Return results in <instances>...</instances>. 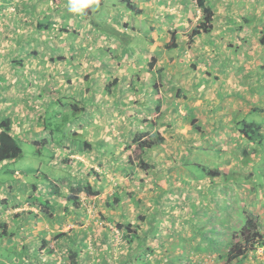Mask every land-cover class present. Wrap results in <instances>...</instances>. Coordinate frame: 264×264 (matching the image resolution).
Wrapping results in <instances>:
<instances>
[{
  "label": "crops",
  "instance_id": "obj_1",
  "mask_svg": "<svg viewBox=\"0 0 264 264\" xmlns=\"http://www.w3.org/2000/svg\"><path fill=\"white\" fill-rule=\"evenodd\" d=\"M24 0H0V119L4 117H9L13 120V133L16 136L27 138L31 141L37 140L36 138H32L30 135H32L33 131L35 133H39V129H42L41 123H46V112H49L50 109L54 106V104H57L59 101L58 98L60 96L52 97L53 99L49 100L50 102L46 103L42 100L45 98L42 97V95H32L29 94L25 89L26 86H22L24 89H22V94L20 95L17 89L18 84H20V81H27L30 78L35 79H41V77L46 76V71H43L42 69L37 70L36 68H31V64L41 65L42 63H45L44 58L47 56L46 53V45L49 44V50L52 48L60 49L62 47H68L70 44L68 34L65 33V37L63 39H60L59 42H64L60 45H56L55 39L53 38L51 34L48 33V31L45 30H39L38 25L39 22L45 20L47 17L50 16V20L54 22V26L60 25L59 23H66L68 21L67 18L74 19V24L69 25L68 27L71 28L74 25H78L77 23H85V17L81 19V10L79 11H71L70 7L72 5V0H67L68 3H66L64 0H60L61 3L59 4L57 1V5H54L53 2L49 4L48 10L41 8V5L36 6L37 0L33 3L25 2ZM113 7L111 11L107 12V15L105 16L108 20L113 21L112 24L115 28L125 31H130L132 35L137 36L139 34V38L141 40H144L141 36L146 35L149 33V35H152L153 32H167L168 38H170V41L172 40V33L176 32V39L178 37L177 31L180 29L186 28L188 25L186 23V17L190 15V11L188 13H185L184 10L178 9L177 13H175L174 18L172 17L173 23H167L168 17L172 16L169 12L171 10H175V5L171 6L170 8H167L168 4H171V1H178V0H130L131 3L133 2L136 7H139L142 9L143 12H140L137 14V16H134V13L127 10V8H122V5L118 3V1L121 0H114ZM93 0L88 4L89 6H92ZM168 3V4H167ZM53 4V6H51ZM87 5V6H88ZM10 7H14L16 10L15 12H12L10 10ZM150 9V11H149ZM33 10V11H31ZM156 13L160 15L159 17H153L152 19L145 14ZM254 15H256L255 11H252ZM30 16L33 17V19H29V23H27L26 18H29ZM257 17L262 18V14L260 16L257 14ZM59 18V19H58ZM80 18V19H79ZM117 18V19H116ZM259 18V19H260ZM77 21V23H76ZM235 21V20H234ZM217 19L214 20V28L215 35H211V38H214L217 42L218 39L221 40L222 34L216 33L220 30H225L226 28H231L230 32L228 33V38L231 37L233 44L235 37L232 35L235 31H237V37L240 36L241 38H246L250 41H253L250 39L251 37H254L255 34L258 31H262L264 24L255 23V22H249L245 18L243 20L236 22H229L227 23L223 28L219 27V25L216 24ZM26 24V26L24 25ZM82 25V28L79 26H76V28L83 34L84 32L90 31V30H97V29H90L84 28L86 25ZM121 25V27H120ZM196 24L192 25L190 28L195 27ZM87 29V30H84ZM30 30L27 33L26 31ZM53 30V29H52ZM219 30V31H218ZM26 32V33H25ZM43 33V34H42ZM260 34V33H258ZM42 35V37H41ZM48 35V37H47ZM106 35V34H103ZM44 36V40H43ZM101 36V35H100ZM221 36V37H219ZM96 37V36H95ZM153 37V36H151ZM200 36H195V42L196 38ZM47 38V39H46ZM50 38V39H48ZM158 38V37H157ZM161 39V37L159 36ZM258 38V36H255V39ZM140 39H137L138 41L142 42ZM46 40V41H45ZM49 40V41H48ZM99 43L96 44L99 46H104L107 44V37H100ZM236 41V40H235ZM160 42V41H159ZM157 39L154 37L150 40V48L154 46V43H156V47L161 46V42L159 44ZM163 42V41H162ZM221 42H224L221 40ZM257 40H255L252 43V48H258L259 43H256ZM74 43V42H73ZM163 43H167L164 42ZM236 44V43H235ZM245 44V43H242ZM116 47H123L126 45L123 44H115ZM178 45V44H177ZM205 45V44H204ZM255 45V46H253ZM41 46L42 51H38L37 47ZM109 47V45H105ZM78 47V46H77ZM228 48H232L228 47ZM9 49H13L12 51L9 50L7 53L6 51ZM31 49H34L39 54H35L31 52ZM204 50V48L199 47V51ZM225 50V48L223 49ZM11 51V52H10ZM216 51L218 52L217 57L218 59H212L209 58L208 55H204V53H201L199 59L203 60L196 63L198 66H196L197 69H195L194 72H197V75L194 77V84L193 88L198 87L199 89H213L214 97H211L209 100L213 99L214 106L212 108L205 107H199L196 105V103L192 104H185V99L183 97L177 98L174 96L172 99H169L167 96V100L163 104V111L161 108L162 113H164L163 122L166 125H170V128H177V125L179 124L176 122V116L178 114L182 115L184 114L183 111H188L189 114L185 118H191L195 115H199L200 117H208L212 122H215V128H213V131L215 132V135H211L210 137H198L197 134H191L193 137L190 140H195L202 144L203 148L208 147L210 142H214L216 138H222L224 139V143L227 142V138L231 135L232 136V122L233 120V114L235 113L234 110L237 111V118L241 117L240 114L244 112H251L254 107H257L260 105L258 102L254 104V97L257 98V95L260 93V84L258 83L256 85H250L246 82H237L236 84H228L227 82L225 84L221 83V79H227L226 76V68L230 66L231 63V57L232 53H228L227 51L224 52L221 49V46L219 48H216ZM5 52V53H3ZM21 53H27L26 55L22 56ZM80 52V51H79ZM205 52V51H204ZM222 52V53H221ZM32 53V54H28ZM220 53L223 55V61H220ZM51 57L48 61L51 63H62L64 62L65 65L68 67L65 71H58L53 70L49 71L47 77L48 78H59L60 73L63 77L71 79L72 76L76 75L77 79H81L84 83H81L84 89H82V93L74 94L71 92V94L66 95L67 99L65 101H68L69 98L75 97L76 100L80 101L81 106L85 107V111L82 116L76 118L75 120L69 121V127H72L70 129V132L77 133V135H81L83 137L82 140H78L73 135L68 136V134L64 137L62 141H57V138H53L49 142L45 144V146H50L52 153L50 162L55 163L54 161L58 162L62 158L63 160L67 159L68 157H75L77 160L74 161L73 165H77L78 163L81 164V168L83 170H86V175L84 173L80 174L76 172L70 171L71 174H73L74 182L73 185H76L79 181H84V183H90L96 191H105L106 189H111L112 187H115L116 185L119 186V189L115 188L113 190L114 199L105 197L104 194H102V197L106 198L104 200H98L92 199L94 196H90L87 203L83 202L84 204L81 205L80 202L73 203V201H69L68 196L70 194L67 193L64 195L65 200H63V203H58L57 205V195L54 194L55 189H52L48 191L46 188H43V182L38 183L39 184V192L45 197V198H51L52 202L54 204L53 208H51L50 213L51 214H43L41 207L35 203V200H31V196L33 194V191H31V187L33 188V185L36 183H28L26 178H22V182L25 185V192L26 194H22L20 191L22 189L23 184H18V181H13L15 184H11V181L5 180L6 182L3 183V180H0V222L1 223H7L10 219V213L11 211H18L14 215L16 217L17 223L20 226V229H22V236L26 238L25 245L32 246L31 250L33 255L35 256L33 260V264H63L67 261V251L68 249H75L79 253V264H189L193 262L192 259H194V256H197L200 253L210 251L211 247H208L207 250H203V244L199 246L200 250H195L193 248H188L189 250L182 249L181 251L176 250L177 244L180 242L177 241V243L174 245L172 244L170 246V242L167 241L169 237V233L165 230V228H169L170 220L169 218L166 219L165 223H167V226L164 227L165 223L162 225L161 228L157 229L152 228L150 225V228H148V231H145L146 229H143L140 231V227L138 226L142 220V218H138L139 214H144L145 217V223H150L152 221V224L160 223L161 218L164 217V211L166 202V197H168L169 194L167 192V188L163 186L164 189H162L160 192L165 191V195H160L157 199V196L154 195V197L151 196V198L147 199V196L140 195L138 193L140 190L136 189L137 187L132 185V181L134 182L135 175L140 172H145L144 170L138 168L135 170V166H131L128 162L129 160V154L131 148H130V141L134 137V131L131 128L133 125L132 121H135V119L145 118V120L142 123V126L140 127V130L149 131L151 130L149 128V114H144L143 111L147 108L149 109V103L141 101V97H138V93L141 92L136 80V85L132 88H126L122 85L124 80H128V85L133 84V75L130 73V66L129 64L122 62H116L109 65H105V60L98 61L97 59H90L93 57H86V59H83L80 55L78 57L70 59L68 58L64 53L63 55L66 56L65 60H56L55 54L50 53ZM229 54V55H227ZM19 55V59H15L14 56ZM122 56V54H121ZM23 58L22 63L19 64L20 58ZM81 57V58H80ZM228 59V61H227ZM86 60V61H84ZM98 61V62H97ZM92 62V63H91ZM122 62V63H121ZM259 59H253L251 63L253 64V68L255 69L260 65H258ZM91 63V64H89ZM119 65L117 67L119 69V72H117L115 75L112 74L113 70H115V66ZM208 65V66H207ZM80 66L78 70H76V67ZM112 66V67H111ZM201 66V67H200ZM203 66V67H202ZM69 67L71 69H69ZM123 67H126L127 69L123 71ZM149 67V66H148ZM41 68V67H40ZM113 68V69H112ZM16 70H19V73L16 72ZM225 71L224 73H222ZM248 71V69H247ZM60 72V73H59ZM123 72V73H122ZM214 74V77H211L209 74ZM233 73L232 67L229 69L228 74L231 75ZM20 74V75H18ZM96 74L95 77L93 75ZM146 74V73H145ZM125 75V76H124ZM88 76L87 79H85ZM217 76L218 78H215ZM62 78V77H61ZM115 78L119 79V82L117 85L113 86L110 90L111 91H104L105 85L113 81ZM202 78H207L205 82H202ZM12 80L10 82L9 80ZM20 80L19 83H16V80ZM97 81H101L100 83ZM6 82V83H5ZM264 82V80L261 81V84ZM22 84V83H21ZM23 85V84H22ZM89 85H91V89H89ZM5 86V87H4ZM137 88V89H136ZM180 89V88H179ZM177 89V92L179 91ZM189 92V90L185 89ZM176 92V95H177ZM187 92V93H188ZM208 92V91H206ZM153 96H155V92L152 91ZM189 95V93H188ZM133 96V98H132ZM190 97V96H189ZM72 99V98H71ZM251 99V105L247 107L249 100ZM31 101L30 103L28 101ZM64 101V102H65ZM257 101V100H256ZM111 102V103H109ZM172 102V107H170V103ZM212 102V101H211ZM210 102V103H211ZM35 103V104H34ZM42 103L45 104V106L42 105ZM175 106V104H177ZM253 103V105H252ZM157 104V103H156ZM155 104V105H156ZM232 106V107H231ZM261 107H264V105H260ZM200 109H199V108ZM235 107L234 110L232 108ZM251 109H250V108ZM29 111V113L27 112ZM69 106L65 105L64 111H68ZM37 115L34 114V112H37ZM139 111V113H138ZM40 112V113H39ZM56 112V111H54ZM199 112V113H197ZM30 115L33 116V119L35 121V124H33L31 119V122L28 124V128L24 126V123L28 118H30ZM143 115V117H142ZM204 119V118H203ZM209 119H204L203 122L208 120L207 124L210 123ZM192 122L189 120V123ZM27 123V122H26ZM25 123V124H26ZM161 123V122H160ZM192 124V123H191ZM186 125V124H185ZM182 127V125L180 124ZM189 126L194 129V125L192 126L189 124ZM45 127V126H44ZM16 128H21L20 132L15 131ZM113 128V130L111 129ZM48 131V129H47ZM216 136V138H215ZM230 136V144H233ZM77 137V136H76ZM129 137V140L127 139ZM118 139V140H117ZM125 139V143H124ZM167 139V138H166ZM199 139V140H198ZM238 138L237 140H239ZM121 140V141H119ZM128 140V142H127ZM186 140V139H185ZM194 142V141H192ZM116 144L117 145V158L121 161L120 165L118 166V162L113 160V163L109 164V167L107 168L104 164V160H106L105 155L100 156L96 153V149L99 148L102 149L105 152V148L109 144ZM243 145H246L247 142L242 143ZM219 147V146H218ZM218 147H214L216 151H219L221 149H218ZM235 150L243 149V147H237L236 144L234 145ZM179 149V147H177ZM109 151V149L107 148ZM195 151H197L196 148H194ZM77 151V152H73ZM72 153V154H70ZM121 153L120 155H118ZM77 154V155H73ZM176 157V156H175ZM182 157V154L179 155L177 158V163L174 166V171H172L169 168L170 175L176 176L177 169L181 164L180 158ZM58 160V161H57ZM79 160H82V162H79ZM9 163V161L0 162V165H6ZM86 164V165H85ZM154 164V163H153ZM69 169L72 167V165L67 164ZM104 165V166H103ZM88 167H94L95 170L99 173L104 175L102 178V181L95 180V178H91L89 175V172H87ZM155 166V165H154ZM106 167L107 169H114V171H111V174L106 172L104 169ZM61 168H66L65 165H62ZM73 168V167H72ZM81 169V170H82ZM159 169H151V173L149 174V177H152V173L156 172V176H153V180L156 183H159L157 180V177L159 174H162L163 171H158ZM158 171V172H157ZM101 172V173H100ZM105 172V173H104ZM222 172V171H221ZM22 171H14V174L17 178V180H20V177H22ZM107 173V177H106ZM113 173V174H112ZM39 172L36 173V177H38ZM146 174V173H145ZM46 175V174H45ZM138 176V174H137ZM177 176L180 177V174ZM183 176V174H182ZM49 178V177H48ZM208 179V181H206ZM210 177H205V181L199 180V179H193L192 178V184L190 187H195L196 191L202 193L204 192H210L212 190L213 192L219 193L220 191L224 192L226 189V186L222 183L219 187L215 186L214 188L216 190H213L210 188L212 186L210 184ZM49 181H54L58 183L57 179H47ZM59 180V179H58ZM174 182V181H173ZM231 183L229 185L228 193L233 192L234 184L232 181H229ZM243 183H246L244 180ZM67 184V183H66ZM63 184V185H66ZM106 184H112V186L107 187ZM161 184V182H160ZM176 183L175 188H182L183 186L177 185ZM200 184V187H198ZM162 185V184H161ZM167 185V183L165 184ZM148 186V185H145ZM65 187V186H64ZM150 187V186H148ZM60 188H62L60 186ZM162 188V187H161ZM203 189V190H202ZM127 191L128 196L130 197L128 200H122V193L123 191ZM185 190V189H184ZM191 191V189H189ZM186 191V190H185ZM240 193H245V195H248L250 197V191L246 190L244 188H241ZM23 195L24 199L22 200L21 196ZM80 194H77V197L79 198ZM17 198V202H15L12 197ZM95 197H98L96 195ZM115 197H120L121 200H115ZM142 201H141V199ZM12 199V202L10 203ZM190 200H194L193 198H189ZM196 200V199H195ZM188 204V203H187ZM57 205V206H56ZM60 205V206H59ZM189 205V204H188ZM59 210L57 211L56 207ZM84 206V207H83ZM86 206V207H85ZM14 207V208H13ZM93 207H99L100 211L103 213V216L101 219V215H96L94 217H91L90 213L93 210ZM144 208H157L156 211L149 212ZM167 207V206H166ZM137 208V210H136ZM141 208V210L139 209ZM168 208V207H167ZM12 209V210H10ZM64 209V210H63ZM134 209V210H133ZM63 210V211H62ZM144 210V211H143ZM2 211H5L4 214ZM149 212V215L147 214ZM168 210H166V213ZM47 213V212H46ZM151 213V214H150ZM228 215H230L229 220L233 219V212L230 209L227 211ZM99 214V212H98ZM147 214V215H146ZM216 217L219 218L218 215ZM101 223V226L99 228V222ZM110 223H108V222ZM179 221V220H178ZM186 221V220H185ZM184 221V224H185ZM137 223L132 229H136L138 227V235L139 239H137L138 243L141 245V247L144 246L142 249H135L132 250L130 248L122 249L123 251L118 252H110L111 249L110 246H113V243L109 240V237L111 236V228L115 227L113 224L115 223ZM13 223H16V221H13ZM95 223V225H94ZM26 224V227L23 225ZM104 224L109 225V227L106 226L104 228ZM164 227V228H163ZM99 228V229H98ZM110 228V229H108ZM228 230L225 233H218V235H221V239H216L215 243L212 246V253L211 255H207L206 253H203L205 256L208 257H200L199 260L197 259L196 264H226V254L230 247V242L233 235V229H229L230 227L227 226ZM98 229V232H101L99 235L101 239L104 240V243H102V247H98L97 249H93L91 246H87L91 244L92 240V234L93 232L96 233V230ZM113 229V230H114ZM171 229V227H170ZM90 230H93L91 233ZM118 231V230H116ZM55 233L54 237V248L45 247L44 249H41V242L42 240L49 241V238L53 233ZM123 232V230H122ZM147 232V236L145 239V236H143V233ZM62 233H67V235L60 237ZM124 234V232H123ZM225 234V235H224ZM153 235V236H151ZM217 235V236H218ZM57 236V237H56ZM219 237V236H218ZM98 238V237H97ZM177 239L179 240L178 236ZM225 241V242H224ZM50 242V241H49ZM145 242V243H144ZM167 242V243H166ZM149 243V245H148ZM25 248L24 243H22ZM106 244V245H105ZM112 244V245H110ZM187 248V246H185ZM148 249V250H145ZM22 250V251H24ZM51 250V254L48 252ZM253 252L255 249H252ZM30 251V249H29ZM21 254V253H20ZM29 256L27 259L30 262V254L25 253ZM22 255V254H21ZM115 256L116 260H111L109 256ZM147 258H144L146 257ZM149 256V257H148ZM47 257V258H46ZM194 257V258H192ZM196 257V258H197ZM213 257V258H211ZM41 258V261L38 259ZM45 258V261L43 262L42 259ZM192 258V259H191ZM187 259V260H186ZM189 260V261H188ZM42 262V263H41ZM195 264V263H193Z\"/></svg>",
  "mask_w": 264,
  "mask_h": 264
},
{
  "label": "rangeland",
  "instance_id": "obj_2",
  "mask_svg": "<svg viewBox=\"0 0 264 264\" xmlns=\"http://www.w3.org/2000/svg\"><path fill=\"white\" fill-rule=\"evenodd\" d=\"M57 1L59 4L61 3L60 0H37L36 6L41 5L43 11L44 9L46 11L50 3L53 2L54 5H57ZM64 1L68 3L67 0ZM194 1L195 0H178V1H171V4L167 3L168 4V6H166L167 8H170L171 6H173V4L175 5V10H171L169 12L172 16H169L167 18L168 19L167 23H173L172 17L174 18L175 13H177L178 9L184 10L185 13H188L190 11V15L186 17L187 18L186 23L188 26L182 30L180 29L179 31H177L178 33V37L176 39V43L178 44L177 47L169 48V49L165 47V43H163L164 40L165 42H170V38L167 37L168 36L167 32H164L162 34V32L152 31L151 36L154 37V40L156 38L158 42L160 41L161 44L160 42L159 44L161 46L156 47V43H154L153 48L152 47L150 48V40L151 38L153 39V37H151L149 33L146 35H142L141 37L144 40H141L139 38V34L135 36L132 35L130 31L122 30L119 35L121 37L120 39L109 37L107 41V45H109L108 47L109 49L105 54L104 58L98 55V53L92 55V53L88 51L90 49H91L90 51H92L94 49L100 50V48H103V46H99L96 43L97 42L99 43V41H101L100 35L104 34L102 30H104L107 27V22L106 21L103 22L104 20H100L99 18L108 11L112 10L114 4L113 2L115 1L111 0L110 2L109 0H105L104 4L92 2V7H93L92 10L93 14L91 15L92 17L90 16L89 19L85 20L86 24L83 23V21L82 23H77L76 21V23L78 24L76 26L82 28V25L85 24L86 26L84 28L90 30L92 29V27L97 28V26L100 25L99 28L101 30L97 28V30L95 31L93 30L87 32L83 31V34L86 35V37H83L81 39V42L79 41L80 37L77 38V40L75 41V44L76 42L78 43V50L80 51V53L79 51L78 53L83 59H86V57H93L90 59H97L98 61H103L102 59H105V63H106L105 65L120 62L121 60L122 62L129 64L130 73L133 75V84L128 85L127 83L129 79L128 80L126 79L123 81L121 86L124 85V87L126 88L129 87L132 88L133 86L136 85V80H137L138 84L140 85L139 87H141L140 88L141 92L138 93V97L139 98L141 97L140 99L141 101L145 103L146 102L149 103V109L146 108L142 113L143 115L149 114V119L152 120V119H156L157 116L159 115V111H156V105H155L158 102L157 99L160 98V101L162 103V111H163L164 109L163 104L167 100V96L169 99H172L174 96H176L177 89L179 88H184L189 90L188 93L190 97L188 99H185L184 101L185 104H192L195 101L194 103H196V105L201 108L202 107L208 108V106H210L209 108H212V106H214L213 104L214 100L213 99L209 100V99L211 97H214L215 91H213V89H201V88L199 89L198 87L195 86L193 88V84H194L193 79L195 75H197V72H194L195 69H197L196 66H198L196 61L197 62L203 61L199 59L201 53H204L205 56L208 55L209 58L218 59L219 57H217L218 52L216 51V48H219V46H221L222 51L224 52L227 51L229 54L232 53V56H230L231 57L230 66L226 68V76H224L227 77V79L222 78L221 83L225 84L227 82L228 84L238 85L237 82L240 83L246 82L250 85H256L257 83L258 85L260 84L259 87L260 93L257 95V98L254 97L253 99L255 100L254 104L258 102L260 105H264V82L261 84V81L264 80V43L261 42V38L264 35V27L262 31H258L255 34V36H258V38L255 39V36L250 38L253 41H250L246 38H241L240 36L237 37V31H235L232 34L235 37V39H233L234 42L233 44H230L232 43V40H230L232 38L231 37L228 38L227 36L231 28H226L225 30L222 31L218 30L219 32L216 31V33L222 34V38L220 39L223 40L224 42H221V40L219 39L216 42L214 38H211V35H215L214 32L216 28H214L209 36L202 35L200 37H197L196 38L197 40L195 42V39L193 40L191 38L192 28L190 27L194 24H198V22L202 18V12L196 5H194ZM209 1L214 7L215 18L217 19L216 24L219 25V27L223 28L227 23L231 21L236 22V20L240 21L243 20L244 18L249 22L264 24V0H209ZM24 2L25 0L23 1V3ZM27 2L29 3L31 2L33 6V3L35 1L27 0ZM118 3L122 5V8H125V4L123 2L118 1ZM53 4L51 6H53ZM10 10L12 12H15L16 9L14 7H10ZM252 11H255L256 15L258 14L259 16L260 14H262V18L254 15ZM134 16H137V14H134ZM145 16L147 17L150 16L151 19L154 16L160 18V15L156 13L150 14V12L148 14H145ZM80 18L83 19L82 15ZM29 19H33V17L30 16L29 18H26L27 23H29ZM67 19H68L67 22H70L69 25L74 24L73 23L74 19L72 20L71 18L70 19L67 18ZM59 24L61 25L62 22H60ZM24 25L26 26V24ZM47 31L49 34L52 35L53 38L51 39L52 40L55 39L56 45L57 46L60 45L62 41L61 42L59 41L60 39H63L65 37V33H60L59 31H54L53 33L52 29H49ZM26 32L27 33L29 32L30 34V30ZM159 36L161 37V39L159 38ZM137 39H140L142 42L138 41ZM43 40H44V36H43ZM191 40L193 41L192 43H190ZM255 40H257L256 43H259L258 48H252V43ZM114 42L117 45L118 44L126 45V47L125 46L116 47L115 45H113ZM46 46L47 49L45 55L47 57L44 58L45 63H42L40 66L36 64L30 65L32 69L36 68L37 70L42 69L43 71H46V76L45 77L42 76L41 79L30 78L27 81L26 80L20 81L23 79L16 80L17 84L20 81L23 85L21 83L18 84L17 89L19 91L18 92L15 91V93H19L20 95H23L21 91L22 89H24L22 86H24L25 84L26 86L25 90L29 94L42 95V97L45 98L42 101L46 103L47 102L49 103L50 102L49 100L53 99L52 97L54 96L58 97L61 95L60 98H67L66 95L71 94V92H73L74 94H78L79 96V94L82 93V89H84L85 87L81 85V83L84 82L81 79H77L76 75L72 76L71 79H69L63 77L62 74L59 72L60 76L57 79L56 78L51 79L47 77L49 71H53V70L65 71L68 69V67L65 65L64 62L51 63L50 61H48L49 58L51 57L50 54L51 51L49 50L48 43ZM231 46L232 48H228ZM199 47L204 48V50L201 49V51H199ZM224 48L225 50H223ZM37 49L38 51H42L41 46H38ZM9 50L12 51L13 49H9ZM9 50H7L6 53ZM57 51L58 52L55 51L54 53L55 57L60 55L59 52H61L64 53L70 59H72V53L74 52L70 49V47L67 48L62 47L60 49H57ZM31 52L35 54L40 53V52L37 53L36 51H34V49H31ZM83 52L86 55H84ZM221 53H220V61H223V57H222L223 55H221ZM18 54H22V56L26 55L27 57V53L23 54L19 52ZM28 54L30 55L32 53H28ZM18 56L19 55H16L14 56V58L19 59ZM153 57L156 58V62L151 70L149 69L148 64L149 61L153 59ZM20 59L24 60L22 57ZM253 59L255 60L259 59L258 65L261 62L260 65L255 69L253 68V64L251 63ZM117 67H119V65L115 66V70H113L112 72L113 75L119 72V69ZM231 67L233 69V73L229 75L228 72ZM79 68L80 66H77L76 70H78ZM69 69L71 68L69 67ZM126 69H127L126 67H123V71H125ZM16 72L19 73V70H16ZM224 72L225 71H223L222 73ZM209 75L211 77H214V74L210 73ZM95 76L96 74L93 75V77ZM202 79H203L202 82H205L207 80V78H202ZM9 81L12 82L11 79ZM97 82L100 83L101 81H97ZM154 83H156L159 86L158 87L159 93L157 95L155 93V96H153L152 94V91H154L152 85H154ZM89 89H91V85H89ZM65 100L67 99H64V101ZM69 100L72 99L69 98ZM28 102L30 103L31 101L29 100ZM42 105L45 106L44 103H42ZM172 105L174 104H172L171 102L170 107H172ZM177 105L178 103L175 104V106ZM250 105H251V99L249 100L247 107ZM260 105L258 106V109H260L261 111H253L250 113L244 112L240 114L241 117L239 118H237L238 110H234L235 107L232 108V110L235 111L232 117L233 120L235 119L234 122H232V127H231L232 136L230 135L233 144H230L231 142L230 136L226 139L227 142L225 143L223 141L224 139H222L221 137L216 138L215 136L216 138L215 141L210 142L208 147L206 148H203L202 144H197L199 142L195 140H190L193 138L191 134L192 133L195 134L196 132L195 133L193 132L194 129L193 127L191 128L189 124L192 126L191 123H194L195 126L197 127L200 126L204 131V133L206 134V136L210 137L211 135H215V132L213 131V128H215V122L211 121L214 118L209 119L208 117H200V114L195 115L194 117L191 118L189 117L187 119L185 117L189 114L188 111H183L184 114L182 115L178 114L176 116L175 118L176 122L179 123L177 125V128H170L171 126L164 124L163 120H161L160 121L161 123L159 122V124L155 127L149 126L152 133L155 134L156 132H159L161 136H164L167 139L166 142L161 143L160 146L153 148L151 150H147L145 152L144 158L148 163L149 162L152 164L154 163L155 165L154 168L156 170L159 169L158 171H163L164 169V172H162V174H159L157 177L159 183L152 181L153 176L154 177L156 176L155 175L156 172L151 174L152 177H149V174L151 173V171L149 170H144L145 172H140V173L137 172L138 176L137 174H134L135 178H134V182L132 181V185L136 186L137 187L136 189L140 190L139 192H134V194L138 193L140 195L147 196V199L151 198V196L154 197V195H156L157 199H160L159 194L160 195L166 194L165 191L160 192L162 189H164L163 188L164 186L167 188V192L171 195L166 197V200H164L168 208L165 206V210L163 209L164 217L161 218L160 223L152 224V221L150 223H145L146 216L144 214L143 215L139 214L138 218H142L143 220L138 225L140 227V231L143 229H146L145 231H148L150 225L152 228L156 227L157 229H159L165 223L166 219L169 218L170 220L169 228L167 229L165 228V230L170 234L167 239V241L170 242V246L172 244L175 245L177 241L178 242L180 241L177 244L178 246L176 250L179 251H181L182 249L189 250L188 248L200 250L199 246L201 244H203V250H207L208 247H211L212 249V246L215 243L216 239H221L220 237L221 235H218V233H222V232L226 233L228 230L227 226L230 227L229 229H233V231L241 229V227L243 226L244 222L247 219V215L251 214L253 216L259 217L258 224L260 225L261 231L264 234V163L260 162L261 161L260 157L256 155L257 153L255 152L252 153L251 152L252 150H249L251 157L249 155L247 156L248 158L246 157L249 160V163H251L252 165H245V163L242 162L241 158L245 148L247 147L248 142L240 134V132H242V128L244 126L245 121H247V123H250L251 121L256 120L257 122L260 121L264 123V117H263L264 107H261ZM59 107H60V103L54 104V106L52 107V109H50V111L46 116L47 124L50 128L54 129V134L51 135L49 129L47 131V129L44 128L45 126L44 123H41L42 129H39L40 130L39 133H35V131H33L32 135H30L32 138H36L40 140L44 138H48V141L50 142L52 140L51 136H54V138H58L60 140L62 137L61 135L64 133L68 134V136L72 135V132H70L71 127L68 126V118L64 117L62 120L59 117V115L57 116L54 112V111H58ZM27 112L29 113L28 110ZM37 113L38 111L34 112L35 115H37ZM203 118L209 119L210 123L207 124L208 120L203 122L204 121ZM31 119H33V116L30 115V118H28L25 122H23L26 128H28V124L31 122ZM243 119L244 122L242 121ZM135 120L136 122L132 121L133 125L131 127L134 131V134L137 133L138 131H145V130H140V127L138 126L139 125L142 126V123L145 120H147L146 117ZM189 120L193 122L189 123ZM32 122L33 124H35L34 119L32 120ZM236 123L238 124L235 125ZM180 124L182 125V127L180 126ZM111 129L113 130V128ZM15 131L20 132L21 128H16ZM263 131H264V127H263ZM196 134L198 137L201 136L200 133H196ZM76 136L75 138H77L78 140L83 139L81 135H76ZM238 138L240 139L237 140ZM127 139L129 140V137ZM125 142L126 141L124 139V143ZM130 142L131 143L129 145H131V150L130 152H128L129 156L133 154L132 149L135 147L134 145H132V140ZM244 142L245 143L247 142V144L243 145L242 143ZM235 144L237 147L240 146L243 147V149L235 150L234 147ZM21 145H22L23 153L20 158H18L15 161L7 163L6 165H0V179L4 181L3 183L6 182L5 180L8 181L10 180L11 184L14 185L15 183L13 181L15 180L18 181V184H23L21 179L26 178L28 183L30 182V183L38 184L40 182H43V188L49 187L46 189L50 191L52 187L49 186L50 181L46 179L47 177H49L52 180L57 179L58 185L62 187L59 188L62 189V191L65 193L64 195H66L70 191V187L68 183L71 181L68 180L67 178L70 177L74 178L73 174L71 175L70 171L76 172V170L78 169L77 173L80 174L84 173V175L87 174L86 170H83L81 168L80 166L81 164L78 163L77 165H73L74 161L77 160V158L75 157H68L65 160H63L62 158L60 161L57 160L58 162L54 161L55 162L54 164L51 163L50 162L52 156L50 154L51 147L48 145L36 146L30 142H21ZM177 147H179V149H177ZM192 147H195L197 149V152L193 150ZM214 147H218V149H221L220 150L221 154L219 153V151H216ZM107 148L109 149V151L107 150ZM107 148H105V152H101V153L100 151H103L102 149H100V151L99 148L96 149V153L98 155L100 156L105 155L106 160H104V164L106 165V167L108 168L109 164L113 163L114 159L115 161L118 162L119 164L118 166H122L120 165L121 161L117 158V153H115L118 150L117 145L114 143L109 144ZM73 152H77V151H73ZM120 154L121 153H119L118 155ZM180 154H182L181 164L177 169L176 176L172 177L169 173V168L172 171L175 170L174 166L177 163V158L179 157ZM73 155H77V154H73ZM66 162L67 164L72 165L73 168L71 167L69 169L68 165H66ZM79 162H82V160H79ZM199 164L217 167L220 168V171H222L223 173H228V176L224 175L221 177L211 178L209 180L210 184L212 185L210 186V188L213 190H216L214 188L215 186L219 187L223 183L226 186L224 192L220 191L219 193H216L210 190V192L208 193L204 191H202L201 193V191L200 192L196 191L195 187H190V185L192 184V178L194 180L199 179L203 181H205V177L207 178V176H205V173L202 171L203 168L200 167ZM62 165H65V167H67L68 169L61 168ZM106 167H104V169H106L105 170L106 172L108 171L111 174V171L112 172L114 171L113 168L107 169ZM135 167H136L135 170L140 168L136 165ZM85 168H87V166H85ZM16 170L23 172L22 177H20V180H17L14 174V171ZM87 170L91 178H95V180L102 181L104 175L99 174L94 167L92 168L88 167ZM234 170H237V172L235 175L233 174V176H231L230 173L231 171L233 172ZM37 172H39L38 177H36ZM107 173H106V177H107ZM178 174H180V177L177 176ZM243 179H245L246 183H243ZM206 181H208V179ZM229 181H232L234 184L233 191L235 194H233V192L228 193V190L231 189V187L229 188V185L231 184L229 183ZM160 182L162 185L160 184ZM166 183L167 185H165ZM176 183H178L177 185L181 184L183 186V189L182 188L176 189L175 188ZM145 185H148L150 187ZM106 186L109 187L112 186V184H106ZM198 187H200V184ZM24 188L25 185L23 184L22 189L20 190L22 194H26ZM115 188L119 189V186L116 185L115 187H112L111 189H106L105 191L102 192L98 191L97 194L98 197H95L96 196L95 195L92 199H96V198H98V200L106 199L102 197V194H104L105 197L107 198L114 199L113 190ZM241 188L249 190L251 192L250 197L248 195L244 196L245 193L241 194L240 193ZM189 189H191V191ZM31 191H33L32 187H31ZM120 193H122V197H121L122 200H128L130 198L127 194V191L124 190L123 192ZM64 195L62 193L60 195H57L58 196L57 205L58 203H63V200H65L66 198L64 197ZM18 196H21L22 200L24 199L23 195H18ZM18 196L16 198L12 197V199L15 202H17ZM79 197H80L79 202L81 203V205H83L85 202L87 203V201L89 200V197L84 192L80 193ZM189 198L191 199L193 198L194 200H190ZM12 199L10 203L12 202ZM34 199H36V197ZM59 206L58 208L56 207L57 211L59 210ZM142 208L149 212L156 211L157 209V208L149 209V207L148 208L142 207ZM139 209L141 210V208ZM230 209L233 212V217H232L233 219L231 220H229L230 215L227 217L228 215L227 211H229ZM166 210H168L167 213ZM4 212L5 211H2L3 214ZM16 212L18 211H11V213L9 214L10 219L8 221V226H6V228L0 226V264H31L35 258L31 250L32 246L25 245L26 238L22 236L21 233L22 229H20V226L17 223L16 217L14 215ZM149 212H147L148 215ZM42 213L46 214L44 212ZM90 215L91 217H94L96 215L98 216L101 215L100 219L104 217L99 207L96 208L93 207V210L90 213ZM216 215H218L219 218L216 217ZM13 221H16V223H13ZM98 223L100 228L101 226L100 221ZM131 224L132 227H134L137 223H131ZM23 225L26 227V224ZM105 226L106 229L107 227H109V225L104 224V228ZM113 226L115 227V229L111 228L112 233L111 236L109 237V240L113 243V246H110L111 247V249L109 250L110 252L123 251L122 249H126V247L132 250L135 249L139 250L144 248V246L141 247V245L137 241L139 237L135 239L132 244H129L126 241L122 230L118 229L116 224H113ZM166 226L167 223H165L164 227ZM3 229H6L7 232L9 234L11 233L12 235L2 236ZM98 229L96 230V233L93 232V230H90V232L91 233L93 232L94 234H92L91 244L87 246L89 247L91 246L93 249L102 247L103 245L102 243H104V240L101 239L99 236L101 232H98ZM143 236H145L146 239L147 232L143 233ZM177 236L179 240L177 239ZM54 237H55V233H53L49 238L50 242L47 245V247L49 248L55 247L53 246ZM22 243H24L25 248L27 249L24 250V246ZM185 246H187V248ZM211 249L210 251H206L203 253H206L209 256L213 254L211 252L212 251ZM25 253L30 254V262L27 260L29 256ZM203 253H200L198 257L197 256H194L195 258L192 257L194 258V259L191 258L193 262L192 263L189 262V264H193V263L196 264L197 259L199 260L200 257H208L205 256ZM109 258L111 260H116V257L112 255H110ZM144 258H147V256ZM38 260L41 261V258ZM42 261L44 262L45 258H43ZM245 264H264V246H258L254 252L253 250H250L248 255V260L245 261Z\"/></svg>",
  "mask_w": 264,
  "mask_h": 264
},
{
  "label": "trees",
  "instance_id": "obj_3",
  "mask_svg": "<svg viewBox=\"0 0 264 264\" xmlns=\"http://www.w3.org/2000/svg\"><path fill=\"white\" fill-rule=\"evenodd\" d=\"M105 0H93V2L95 3H99V4H104ZM111 2V0H109ZM121 2H123L125 4V7L127 8V10L133 12L134 14H139L140 12H143L142 9H140L139 7H136L135 5H133L134 3L130 0H121ZM194 5H196L202 12V18L201 20L198 22V24L195 25V27H193L191 30V38L194 40L195 36H202V35H210L212 30L214 29V20H215V11H214V7L213 5L210 3L209 0H195L194 1ZM93 7L92 6H86L84 8L81 9V14L82 17H85V20L89 19L90 16L93 14ZM98 12V11H97ZM107 15V13H105L104 15H102L99 19L100 20H104L103 22H107V27L102 30L104 32L103 35L101 34L102 37H107V39H109V37H114V38H118L120 39L121 37L119 36L121 33V30L118 28H115L112 24L113 21L108 20L105 16ZM92 17V16H91ZM117 19V18H116ZM70 24V22H69ZM38 29L39 30H49V29H53V33L54 31H59L60 33H67L68 37L70 39L69 41V45L68 47H70V49L72 51H74L72 53V57L76 58L78 57L79 53H78V43L75 41L77 40V38L80 37L79 41L81 42V39L83 37H86V35L81 34V32L76 28V26L74 25L71 28H67L68 27V22L66 23H62L61 25H57L54 26V22L50 20V16L47 17L45 20L39 22L38 25ZM99 26H97L98 29ZM121 27V25H120ZM97 28H93L92 29H97ZM101 30V29H100ZM172 40L170 42H167L165 44V47L167 49L169 48H175L177 47V43H176V32L174 31L172 33ZM74 42V43H73ZM193 41L191 40L190 43H192ZM261 42L264 43V35L261 38ZM64 43V42H62ZM80 44V43H79ZM107 45V44H105ZM103 46V48H100V50L94 49L92 51H88L91 52L92 55H95L96 53H98V55H100L101 57L104 58L105 54L108 51V47L107 46ZM57 48V47H55ZM52 48L50 51L51 53H55L58 52L57 49ZM84 53V52H83ZM86 53V51H85ZM84 53V55H86ZM60 55L56 56L55 59L56 60H65L66 56L63 55V53L59 52ZM105 60V59H103ZM19 64L22 63V59L18 61ZM156 62V58L153 57L152 60L149 61V69L152 70V68L154 67V64ZM88 78V76L86 77V79ZM215 78H218L215 76ZM89 80V79H88ZM119 79L115 78L113 81L108 82L105 85V91H111L110 89L118 84ZM153 86V90L156 93V95L159 93V86L154 83ZM188 91H186L184 88H180L176 97L177 98H181L183 97L184 99H188L189 95L187 93ZM72 100H68L64 102V99L62 98H58V102L57 104L60 103V107L58 109V111L55 112V114L63 120L64 117L68 118V126H69V121L75 120L76 118L80 117L83 115L84 111H85V107L81 106L80 101L76 100L75 97H71ZM158 98V97H157ZM158 102L156 104V111H159V115L157 116L156 119H149V126H157L159 124V122L163 119L164 117V113L161 112V108H162V103L160 101V98L157 99ZM65 105L69 106V110L68 111H64ZM253 111H261L260 109H258L257 107H254L252 109L251 112ZM48 114V112H46V115ZM161 114V115H160ZM264 117V116H263ZM46 118V117H45ZM244 122V119L242 120ZM193 122V121H192ZM234 122V121H233ZM194 125V132L196 133H200V135L202 137H206V134L204 133V131L202 130V128L199 126H195L194 123H192ZM238 123H236L235 125H237ZM45 125V129H49L50 134L53 135L54 134V129L50 128L47 124V118H46V123ZM263 127H264V123L260 122V121H256L253 120L250 123H247V121L244 122V126L242 128V132H240V134L242 135V137L248 142L247 147L244 150V153L242 155V162L245 163V165H252L251 163H249V160L247 159L248 155L250 156L249 150H252V153H257L256 155L260 157V162L264 163V131H263ZM72 128V127H71ZM70 128V129H71ZM68 133V132H67ZM67 134L64 133L61 136V139L59 140L58 138L56 139L57 141H62L64 139V137ZM72 135L75 137L77 135V133H72ZM54 138V136H51ZM21 142H30L33 143L36 146H42L45 145L48 142V138H44V139H37V140H29L27 138H23V137H19L16 136L13 133V120L9 117H4L2 119H0V162H4V161H15L18 158H20L22 156L23 153V149H22V145ZM166 142V138L164 136H161V134L159 132H156L155 134L151 132V130L149 131H138L137 133H135L134 137L132 138V145H134L135 147L132 149L133 154H131L129 156V164L131 166H138L143 170H150L152 168H154V164L152 163H148L146 161V159L144 158L145 152L147 150H151L153 148H156L158 146L161 145V143ZM131 148V145H130ZM195 147H192V149L194 150ZM195 152V151H194ZM197 152V151H196ZM52 153L54 154V152H50V154L52 155ZM219 153L221 154L220 150ZM247 157V158H246ZM251 157V156H250ZM180 161H182V157L180 158ZM200 167H202V171L205 173V176L210 177V178H215V177H221V176H228V173H223L220 171V168L217 167H213V166H206L203 164H199ZM237 172V170H234L233 172L231 171V176H233V174L235 175ZM72 175V174H71ZM68 180H71L68 185L70 187V194L67 195L69 201H73V203H78V201H80V197H77V194H80L82 192H84L88 197L90 196H95L98 194V191L94 190V188L92 187V185L90 183H84V181H79L76 185H73L72 183L74 182V178L70 177L67 178ZM242 179V177H241ZM2 180V179H0ZM245 179H243L244 181ZM53 182V188L55 189L54 194H58L60 195L61 193L64 194V192L62 191V189L59 188L58 183ZM39 184H34L33 185V194L31 196V200L34 201L37 205H39L41 207V210L46 213V214H51V208H53L54 204L52 202L51 198H45L40 192H39ZM36 197V199H34ZM115 200H120V197H115ZM81 204V203H80ZM259 221V217L253 216L251 214L247 215V219L244 222L243 226L241 227V229L236 230L233 232L232 235V239L230 242V247L227 251L226 254V264H245V261L248 260V255H249V251L252 249H257L258 246H264V234L261 231V227L258 224ZM117 228L120 230H123L124 232V236L125 239L127 241V243L132 244L134 242L135 239H137L139 237L138 235V227L136 229H132V224L131 223H115ZM0 226L6 228V226H8L7 223H1L0 222ZM12 235L11 233L9 234L7 232L6 229H3V234L2 236H10ZM66 236L67 233H62V235H60V237L62 236ZM42 245H41V249H44L45 247H47V245L49 244V241L46 240H42ZM12 248V247H10ZM51 254V250L48 251ZM67 261L66 263L63 264H79V253L77 252V250L75 251V249H68L67 251ZM33 264V262L31 263ZM35 264V263H34Z\"/></svg>",
  "mask_w": 264,
  "mask_h": 264
},
{
  "label": "clouds",
  "instance_id": "obj_4",
  "mask_svg": "<svg viewBox=\"0 0 264 264\" xmlns=\"http://www.w3.org/2000/svg\"><path fill=\"white\" fill-rule=\"evenodd\" d=\"M90 2H91V0H72V5L70 7V10L74 11V12L75 11H79L82 8L86 7ZM46 179H49V178L47 177ZM49 186H51L52 189H54L52 181H50V185ZM47 188H49V187H47ZM52 189H50V190H52Z\"/></svg>",
  "mask_w": 264,
  "mask_h": 264
}]
</instances>
